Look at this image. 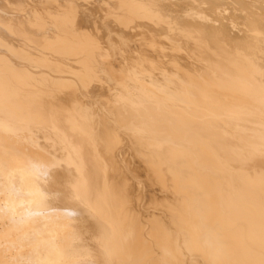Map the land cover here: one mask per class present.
<instances>
[{
	"label": "bare ground",
	"instance_id": "6f19581e",
	"mask_svg": "<svg viewBox=\"0 0 264 264\" xmlns=\"http://www.w3.org/2000/svg\"><path fill=\"white\" fill-rule=\"evenodd\" d=\"M0 264H264V0H0Z\"/></svg>",
	"mask_w": 264,
	"mask_h": 264
}]
</instances>
